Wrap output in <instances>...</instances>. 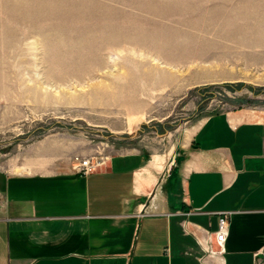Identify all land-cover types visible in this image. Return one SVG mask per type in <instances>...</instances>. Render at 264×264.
<instances>
[{
    "label": "rangeland",
    "instance_id": "374dc122",
    "mask_svg": "<svg viewBox=\"0 0 264 264\" xmlns=\"http://www.w3.org/2000/svg\"><path fill=\"white\" fill-rule=\"evenodd\" d=\"M239 108L264 114V0H0V164L141 153L174 172Z\"/></svg>",
    "mask_w": 264,
    "mask_h": 264
},
{
    "label": "crops",
    "instance_id": "0c3cea01",
    "mask_svg": "<svg viewBox=\"0 0 264 264\" xmlns=\"http://www.w3.org/2000/svg\"><path fill=\"white\" fill-rule=\"evenodd\" d=\"M57 159L0 164V264H264L262 112L208 117L166 177L141 153L88 175Z\"/></svg>",
    "mask_w": 264,
    "mask_h": 264
},
{
    "label": "built area",
    "instance_id": "2783aa9c",
    "mask_svg": "<svg viewBox=\"0 0 264 264\" xmlns=\"http://www.w3.org/2000/svg\"><path fill=\"white\" fill-rule=\"evenodd\" d=\"M105 164V161L102 159H94L90 157L85 158H79L76 157V164H74V169L82 174V175H88L99 168H101ZM169 169L167 173L165 174V177L169 175ZM148 201L151 202L149 207L152 206V198L151 196L148 197ZM147 204H144V207H146ZM150 212V211H149ZM230 212H223L221 216L219 217L218 221V229L215 232V242L220 247V251L223 250L224 243L227 239V235L229 232L228 225H229V217Z\"/></svg>",
    "mask_w": 264,
    "mask_h": 264
}]
</instances>
